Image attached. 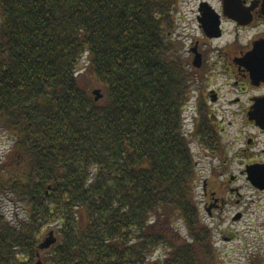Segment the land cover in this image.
Wrapping results in <instances>:
<instances>
[{
	"label": "trees",
	"instance_id": "obj_1",
	"mask_svg": "<svg viewBox=\"0 0 264 264\" xmlns=\"http://www.w3.org/2000/svg\"><path fill=\"white\" fill-rule=\"evenodd\" d=\"M168 1L0 0V128L13 141L0 264H35L52 226L44 264L214 263ZM84 56L99 102L78 81ZM6 204L25 215L10 219Z\"/></svg>",
	"mask_w": 264,
	"mask_h": 264
},
{
	"label": "flooded vegetation",
	"instance_id": "obj_2",
	"mask_svg": "<svg viewBox=\"0 0 264 264\" xmlns=\"http://www.w3.org/2000/svg\"><path fill=\"white\" fill-rule=\"evenodd\" d=\"M168 4H197L194 20L200 36L189 44V60L184 61L189 70H186L188 92L183 108L186 115L189 104L195 105L194 111L189 110V116H183V122L190 123L192 119L195 127L190 131L183 126V134L190 146L197 143L202 152H210L205 156L208 160L222 161L218 164L224 167L220 175L227 179L231 174L228 179L231 185L239 176L249 182V169L264 167V161L258 160L264 151H253L258 139L264 138V0H169ZM176 26L173 20V30L168 33L172 42H175ZM174 52L181 57L175 49ZM216 107L221 114L226 111L233 118L243 117L256 136L245 137L241 130L243 135L236 138L232 134L224 139L219 137L213 128L218 114ZM223 124L224 120L220 125ZM225 129L220 128L221 134ZM245 139L248 147L242 149L239 157L233 146ZM236 161L243 166L239 176L228 171ZM199 164L195 161V166ZM203 183L206 212L211 217L213 211L222 210L228 203L218 197L217 191L208 188L207 181ZM230 192L239 194L238 189H230Z\"/></svg>",
	"mask_w": 264,
	"mask_h": 264
},
{
	"label": "rangeland",
	"instance_id": "obj_3",
	"mask_svg": "<svg viewBox=\"0 0 264 264\" xmlns=\"http://www.w3.org/2000/svg\"><path fill=\"white\" fill-rule=\"evenodd\" d=\"M196 6L197 4H172V9H170L171 23L173 24V20H175L177 24L176 27H178L173 35L175 42L172 43L176 53L178 52L181 55V57H178H180L179 59L182 61L185 71L187 69L189 70L187 65L184 66L186 63L184 61L189 60V54L187 53L189 44L195 37L200 36L194 20ZM245 40L246 39L243 41ZM183 48L184 50H182ZM88 60V57L84 56L80 63L78 72L79 84L82 88L87 90L90 95H92L95 90H101V94H104L103 87L91 74H89L88 70H86L88 67ZM189 105L186 115L182 112L183 116H189L190 109L194 111L195 105L192 102ZM234 108V110L237 109L236 106ZM216 110L218 114L217 119H215L216 125L213 126V128L216 134L222 139L231 134L236 138L241 134V130L245 132V137L256 136V132L250 130L248 122L243 117L235 116V118H233L234 116H231V114H228L226 111L225 114H221L218 107H216ZM222 119L224 120L223 126L220 125L221 122H223ZM184 123H186V121L183 122V126L186 129L190 131L194 130L195 122L192 119L190 123L189 121L185 125ZM230 123L234 125L232 126ZM223 127L226 129L225 132L221 134L222 131L220 128ZM246 139L242 142L234 143L233 151L235 154L239 152V157H241L242 149L248 147ZM258 142V145L253 149L254 153H262L264 151V138H259ZM12 144L13 141L10 133L0 128V164L6 162L8 165L10 163L8 155L10 154ZM225 144H227V141H225ZM190 148L194 161L200 163L195 167L194 195L197 202H199L200 213L204 223L207 224L213 232V244L215 249V260L213 264H264V192L258 191L250 181L249 183L246 180V177L239 176L240 171L243 170V166H240L239 162L236 161L235 164L228 169V171H231L234 175L239 176L238 181L231 185L228 180L231 174H229L227 179L222 178L220 175L224 172L222 169L224 167L218 165L221 164L222 161L208 160L205 156L210 152H202V149H200L197 143H193ZM199 152H201V156H199ZM250 154L252 155L253 152ZM252 156L255 158V154ZM258 160L264 161V152ZM204 181H207L209 189L217 191L218 197L224 198L228 203L222 210L213 211L211 217L206 212L205 207L206 200L203 194ZM230 189H238L239 194H232ZM5 210L10 219H14L16 214L18 216L25 215L24 210L21 208L18 209L14 205L6 204ZM238 214H241L242 217L239 220H235ZM179 228L182 236H187L186 229L183 227L182 223H179ZM51 232H54L55 237L58 238L57 230L52 226L46 229L41 242H44ZM46 254H48V251H40L37 262L41 261L42 264H44ZM166 254L167 252L165 250L160 249L152 257V260L157 261L165 259Z\"/></svg>",
	"mask_w": 264,
	"mask_h": 264
},
{
	"label": "water",
	"instance_id": "obj_4",
	"mask_svg": "<svg viewBox=\"0 0 264 264\" xmlns=\"http://www.w3.org/2000/svg\"><path fill=\"white\" fill-rule=\"evenodd\" d=\"M92 95L94 96L96 102H99L103 98V95L101 94V90L93 91ZM248 174H249V181L251 182V184L255 188L264 191V167L262 166L252 167L249 169ZM239 219L240 216H237L235 218V220H239ZM56 243H57V238L55 237L54 232H51L49 234V237L40 244L39 248L41 251H47ZM36 264H42V262L38 261Z\"/></svg>",
	"mask_w": 264,
	"mask_h": 264
}]
</instances>
